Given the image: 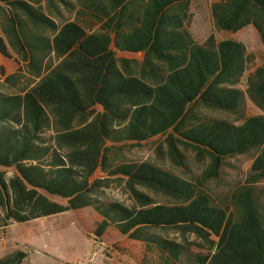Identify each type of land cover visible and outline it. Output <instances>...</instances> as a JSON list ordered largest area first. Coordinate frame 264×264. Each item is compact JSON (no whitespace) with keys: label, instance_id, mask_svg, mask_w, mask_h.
Returning <instances> with one entry per match:
<instances>
[{"label":"trees","instance_id":"trees-1","mask_svg":"<svg viewBox=\"0 0 264 264\" xmlns=\"http://www.w3.org/2000/svg\"><path fill=\"white\" fill-rule=\"evenodd\" d=\"M77 1L97 29L77 21L57 25L34 0H0L6 20L0 54L8 56L10 46L30 76L19 92L0 91V166L14 169L10 176L0 170V226L91 206L101 216L96 237L112 226L154 247L162 264H264V210L249 187L232 194L229 211L150 161L110 164L113 143L167 134L169 158L182 164L179 145L193 149L209 159L206 177L217 174L225 157L256 149L249 182L264 179V115L234 124L195 111L242 110L244 91L237 84L248 58L244 43L213 35L197 43L185 26L190 0ZM210 10L218 29L250 24L264 43V0H217ZM113 48L142 53V59L117 57ZM48 59L55 63L46 64ZM16 76L2 71L5 84H14ZM247 94L264 110V57L248 77ZM108 167V175L123 177L133 206L94 196L107 186L94 172ZM140 187L173 202H156ZM164 229L183 240L193 233L213 252L182 263L184 244L156 232ZM26 256L14 250L0 264H21Z\"/></svg>","mask_w":264,"mask_h":264},{"label":"rangeland","instance_id":"rangeland-1","mask_svg":"<svg viewBox=\"0 0 264 264\" xmlns=\"http://www.w3.org/2000/svg\"><path fill=\"white\" fill-rule=\"evenodd\" d=\"M35 6L40 8L57 25L65 21H77L86 30H95L99 23L82 10L77 0H34ZM217 0H190L189 15L185 26L197 43H204L213 35L216 41L222 39H236L244 43L248 54L245 70L237 84L244 91V105L236 113L219 109L198 107L195 111L204 118L225 119L234 124H240L247 116L262 114L264 110L256 106L247 94L248 77L261 64L264 57V43L261 42L253 26H247L237 31L218 29L211 15V4ZM1 5V4H0ZM1 22L6 20L0 9ZM48 36L52 32L46 31ZM5 37V35H4ZM5 40L6 37H5ZM114 49V48H113ZM117 57H124L140 62L142 53H131L114 49ZM8 56L0 54V91L17 93L30 79L26 72L25 63L21 57L8 46ZM55 63V59H48L46 64ZM134 69L137 68L133 64ZM2 68V69H1ZM2 71L5 75L16 73L14 84L2 81ZM52 135L49 130L46 135ZM167 134H160L141 142H115L110 153V164L117 162L150 161L160 168L169 171L185 180L190 181L202 189L210 198L212 204L234 211L232 194L240 188L249 187L261 210H264V179L249 182L252 160L257 154L256 149L246 153L227 156L221 163L215 176L206 177L209 165L208 158L199 157L191 148L179 145L183 155L182 164L173 161L166 153L165 138ZM111 144V143H109ZM111 167L105 171L98 168L93 178H106L107 186L99 188L94 196L102 202L118 201L125 206H133L135 201L127 190L123 177L108 175ZM0 170L6 176L13 174V168ZM140 190L154 198L156 202L170 204L173 200L163 194L140 187ZM65 203L64 199L51 197ZM101 216L88 206L71 209L53 215L36 218L27 222L10 221L0 226V257L10 251L22 250L27 254L21 264H162L159 253L154 247H146L143 242L132 240L120 234L114 227L107 228L105 233L96 237L93 234L95 224ZM164 237L176 239L184 244L182 263L190 262L195 254L206 255L213 252L214 247L193 233H185L184 240L178 231L172 229L156 230Z\"/></svg>","mask_w":264,"mask_h":264},{"label":"crops","instance_id":"crops-1","mask_svg":"<svg viewBox=\"0 0 264 264\" xmlns=\"http://www.w3.org/2000/svg\"><path fill=\"white\" fill-rule=\"evenodd\" d=\"M247 26H252V25L249 24V25H246L245 27H247ZM243 28H244V27H243ZM10 252H11V251H10Z\"/></svg>","mask_w":264,"mask_h":264}]
</instances>
